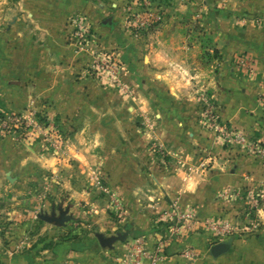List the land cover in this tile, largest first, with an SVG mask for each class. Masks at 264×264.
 I'll list each match as a JSON object with an SVG mask.
<instances>
[{"label": "rangeland", "instance_id": "rangeland-1", "mask_svg": "<svg viewBox=\"0 0 264 264\" xmlns=\"http://www.w3.org/2000/svg\"><path fill=\"white\" fill-rule=\"evenodd\" d=\"M187 2L74 0L63 16L61 1L0 0V138L27 149V216L71 209L74 219L56 227L55 245L99 246L94 233L127 231L113 246L142 239L193 261L201 247L253 237L263 226L264 143L247 133L246 143L227 137L243 132L219 113L214 30L179 10ZM112 16L117 26L109 33L102 22ZM231 63L239 74L255 73L243 53ZM177 81L178 97L195 107L189 125L209 148L182 142V125L160 120L184 105L166 100ZM258 100L264 108V94ZM223 153L249 171L236 185L203 191L200 180L213 184Z\"/></svg>", "mask_w": 264, "mask_h": 264}, {"label": "crops", "instance_id": "crops-1", "mask_svg": "<svg viewBox=\"0 0 264 264\" xmlns=\"http://www.w3.org/2000/svg\"><path fill=\"white\" fill-rule=\"evenodd\" d=\"M58 1H61V15L73 11L74 0H55L56 3ZM187 1V4L179 5V10L186 16L199 14L201 25L214 30L211 45L218 51L221 59L212 69V82L220 106V116L231 129H238L264 143V108L258 100L264 94V0ZM63 16L59 18L60 21ZM112 18V28L103 26L109 33L115 31L117 26L115 18ZM25 49H30V52L33 50L30 46ZM55 49H58L57 46ZM37 53L35 58L38 57ZM240 53L253 62L255 73L251 77L233 69L232 56ZM180 82L167 86L165 96L169 105L174 102H182L184 105L178 106L177 110L172 108L171 111L162 113L160 120L165 119L170 125L174 122L181 124L182 142L195 141L199 150L209 148L210 142L194 132L189 125L188 114L195 107L186 100L183 101L181 94L178 97L177 86H180ZM3 87L4 93L9 94L8 88L5 85ZM213 153L219 156V152ZM27 154V149L15 145L9 138H0V264H61L63 261L69 264H116L115 258L122 256L123 246H113L111 250L102 249L90 240L82 244L55 245L53 241L62 229L44 223L40 231L29 232L40 221L32 220L25 212L28 205L25 184L29 180V172L24 168L28 161ZM221 156L213 166L216 174L212 178L213 184L208 186L209 180H200L203 191L207 187L217 191L225 185H236L241 181V175L249 171L239 161L232 162L231 153H223ZM198 197L201 196L195 199ZM62 207L57 205L56 210L67 209V214L74 219L71 209ZM51 210H54L53 206L48 212ZM262 218L264 219V215ZM261 223L263 226L258 234L230 242L229 250L217 257L210 255L209 248L201 247L200 256L193 261H185L170 254L160 264H264V220ZM44 237L46 239L38 243Z\"/></svg>", "mask_w": 264, "mask_h": 264}, {"label": "built area", "instance_id": "built-area-1", "mask_svg": "<svg viewBox=\"0 0 264 264\" xmlns=\"http://www.w3.org/2000/svg\"><path fill=\"white\" fill-rule=\"evenodd\" d=\"M246 58L241 59V63L246 65ZM237 142H247L244 133L231 132L227 134ZM168 246L163 243H156L152 246H148L142 239L133 240L123 245L122 256L116 257V264H160L167 257ZM185 257L188 260L193 259L192 253H186Z\"/></svg>", "mask_w": 264, "mask_h": 264}, {"label": "water", "instance_id": "water-1", "mask_svg": "<svg viewBox=\"0 0 264 264\" xmlns=\"http://www.w3.org/2000/svg\"><path fill=\"white\" fill-rule=\"evenodd\" d=\"M114 25L113 18L108 17L102 22V26L112 28ZM67 209L59 208L57 211L51 210L49 213L47 212H39L37 214L38 220L51 224L54 227H65L67 222L72 220V216L67 214ZM128 236V232H119L115 235L104 236L103 234L96 232L94 233V237L96 238L100 248L109 249L113 248V244L117 241L123 242ZM229 250L228 243H216L209 247V253L212 257H217L223 253H226Z\"/></svg>", "mask_w": 264, "mask_h": 264}, {"label": "clouds", "instance_id": "clouds-1", "mask_svg": "<svg viewBox=\"0 0 264 264\" xmlns=\"http://www.w3.org/2000/svg\"><path fill=\"white\" fill-rule=\"evenodd\" d=\"M187 187L192 188L194 186V181L192 179H187ZM260 215H264V210H258Z\"/></svg>", "mask_w": 264, "mask_h": 264}, {"label": "trees", "instance_id": "trees-1", "mask_svg": "<svg viewBox=\"0 0 264 264\" xmlns=\"http://www.w3.org/2000/svg\"><path fill=\"white\" fill-rule=\"evenodd\" d=\"M169 251H167V253H168Z\"/></svg>", "mask_w": 264, "mask_h": 264}]
</instances>
